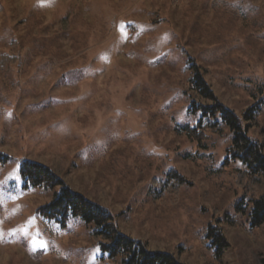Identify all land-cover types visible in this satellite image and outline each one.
I'll use <instances>...</instances> for the list:
<instances>
[{"label": "rangeland", "instance_id": "obj_1", "mask_svg": "<svg viewBox=\"0 0 264 264\" xmlns=\"http://www.w3.org/2000/svg\"><path fill=\"white\" fill-rule=\"evenodd\" d=\"M196 71L243 124L247 108L264 110V0H0V264H117L81 218L41 216L60 187H27L24 161L150 251L264 264V223L235 210L264 181L225 163L229 133L201 145L178 133ZM262 127L264 113L248 136ZM209 226L225 235L221 256Z\"/></svg>", "mask_w": 264, "mask_h": 264}, {"label": "trees", "instance_id": "obj_2", "mask_svg": "<svg viewBox=\"0 0 264 264\" xmlns=\"http://www.w3.org/2000/svg\"><path fill=\"white\" fill-rule=\"evenodd\" d=\"M186 86L185 94L190 99L187 107L188 120L177 125L178 133L186 135L189 140L199 145L209 135L229 133L231 143L226 148L225 163L239 162L243 167L242 174L252 183L261 184L264 181V137L261 140L252 139L247 131L250 126L259 125L264 110L257 105L247 108L242 115L249 121L243 124L232 110L216 99L210 85L198 71L189 77ZM261 133L264 134V129H261ZM20 174L27 187L51 189L59 186V193L39 209L41 216L61 222L69 218H81L92 227V235L96 237L102 250L117 264H181L172 253L150 251L144 242L122 234L107 209L71 190L50 168L24 161ZM173 177H177L178 184L184 182L178 173H168V180ZM247 202L244 199L239 200L235 204L236 212L248 218L251 228L261 226L264 223V195L250 200V206ZM228 217L231 227L239 226L234 217ZM207 234L213 237L216 253L221 256L228 246L224 233L215 226H209Z\"/></svg>", "mask_w": 264, "mask_h": 264}, {"label": "snow or ice", "instance_id": "obj_3", "mask_svg": "<svg viewBox=\"0 0 264 264\" xmlns=\"http://www.w3.org/2000/svg\"><path fill=\"white\" fill-rule=\"evenodd\" d=\"M41 246L43 247L44 245H43V242H41Z\"/></svg>", "mask_w": 264, "mask_h": 264}]
</instances>
